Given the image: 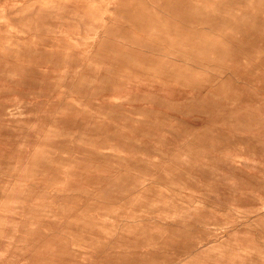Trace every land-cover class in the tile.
Masks as SVG:
<instances>
[{
  "label": "rangeland",
  "instance_id": "1",
  "mask_svg": "<svg viewBox=\"0 0 264 264\" xmlns=\"http://www.w3.org/2000/svg\"><path fill=\"white\" fill-rule=\"evenodd\" d=\"M0 264H264V0H0Z\"/></svg>",
  "mask_w": 264,
  "mask_h": 264
},
{
  "label": "bare ground",
  "instance_id": "2",
  "mask_svg": "<svg viewBox=\"0 0 264 264\" xmlns=\"http://www.w3.org/2000/svg\"><path fill=\"white\" fill-rule=\"evenodd\" d=\"M8 263V262H7Z\"/></svg>",
  "mask_w": 264,
  "mask_h": 264
}]
</instances>
